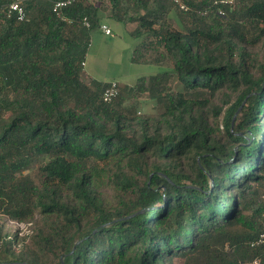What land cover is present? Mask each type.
Masks as SVG:
<instances>
[{
    "label": "trees",
    "instance_id": "trees-1",
    "mask_svg": "<svg viewBox=\"0 0 264 264\" xmlns=\"http://www.w3.org/2000/svg\"><path fill=\"white\" fill-rule=\"evenodd\" d=\"M12 1L0 0V220L32 235L29 245L30 235L0 225V255L264 264V247L247 245L264 231V0H183L188 11L109 0L104 15L90 0L59 14V0H23L22 22L8 16ZM106 17L136 24L134 63H171L111 102L109 83L82 77ZM143 93L155 114H138Z\"/></svg>",
    "mask_w": 264,
    "mask_h": 264
},
{
    "label": "rangeland",
    "instance_id": "rangeland-1",
    "mask_svg": "<svg viewBox=\"0 0 264 264\" xmlns=\"http://www.w3.org/2000/svg\"><path fill=\"white\" fill-rule=\"evenodd\" d=\"M94 4L101 6L103 15L109 8V0H90ZM171 17L177 19L174 12ZM106 24L111 30V35H106L101 27L95 30L91 36L90 47L88 48L85 63L83 64V80L90 83L93 79L101 80L107 83L116 82L122 91L126 86H134L141 77L148 78L150 75L157 74L160 71H167L171 67V63L166 62L161 65L152 63L138 64L132 61L133 54L140 47L141 39L136 40L127 31L125 24L114 22L104 18L101 25ZM100 25V26H101ZM171 87L174 90L180 89V84L174 78L171 81ZM133 102V98L131 99ZM138 114H155V102L149 98L148 93H143L139 98ZM33 177L37 174V168L26 172ZM259 194L264 197V183L259 186ZM3 227V233H16L19 228L11 223L7 217L0 220ZM26 226V227H25ZM21 235L28 234L25 243L31 244L32 230L30 225L22 226ZM0 263L6 264H23L14 261L13 257L7 253L0 255ZM180 264V262H178Z\"/></svg>",
    "mask_w": 264,
    "mask_h": 264
},
{
    "label": "built area",
    "instance_id": "built-area-1",
    "mask_svg": "<svg viewBox=\"0 0 264 264\" xmlns=\"http://www.w3.org/2000/svg\"><path fill=\"white\" fill-rule=\"evenodd\" d=\"M75 1L78 0H59L55 1L53 3V11L57 14H59L64 8L72 5ZM174 5H176L178 8L184 11L189 10V6L183 1V0H168ZM222 4L226 3H233V0H221ZM8 16H15L18 21H26L27 20V11L23 5V0H14L12 1L8 6ZM222 13V12H220ZM84 25L86 27H90V23L87 18H84ZM102 31L106 35H111L112 30L106 25L102 24L101 26ZM84 64V63H83ZM120 93V88L118 83L111 82L108 84V87L105 89L103 99L105 102H111L116 97H118ZM264 198V197H263ZM12 224H15L18 226L19 230L22 229V226L25 224L18 223L16 221H11ZM26 227V226H25ZM21 233V232H20ZM22 234V233H21ZM247 245L251 248H257V247H264V231H262L259 235L251 239L247 242ZM243 264H262V260L260 257H255L250 261H246Z\"/></svg>",
    "mask_w": 264,
    "mask_h": 264
},
{
    "label": "crops",
    "instance_id": "crops-1",
    "mask_svg": "<svg viewBox=\"0 0 264 264\" xmlns=\"http://www.w3.org/2000/svg\"><path fill=\"white\" fill-rule=\"evenodd\" d=\"M107 19H108V18H107ZM109 20H111V19H109ZM112 21H113V20H112ZM114 22H115V21H114ZM123 24H124V23H123ZM125 27H126L127 31L130 33L132 30L135 29L136 24L128 23V24H125Z\"/></svg>",
    "mask_w": 264,
    "mask_h": 264
},
{
    "label": "water",
    "instance_id": "water-1",
    "mask_svg": "<svg viewBox=\"0 0 264 264\" xmlns=\"http://www.w3.org/2000/svg\"><path fill=\"white\" fill-rule=\"evenodd\" d=\"M236 116H237V115H236ZM236 116L234 117L233 123H234V121H235V119H236Z\"/></svg>",
    "mask_w": 264,
    "mask_h": 264
}]
</instances>
